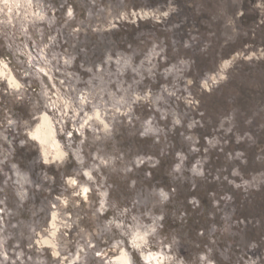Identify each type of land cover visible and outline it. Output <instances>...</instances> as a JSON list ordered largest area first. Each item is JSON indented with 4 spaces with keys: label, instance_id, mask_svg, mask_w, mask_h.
<instances>
[{
    "label": "rangeland",
    "instance_id": "rangeland-1",
    "mask_svg": "<svg viewBox=\"0 0 264 264\" xmlns=\"http://www.w3.org/2000/svg\"><path fill=\"white\" fill-rule=\"evenodd\" d=\"M30 1L0 11V264H264V0Z\"/></svg>",
    "mask_w": 264,
    "mask_h": 264
},
{
    "label": "bare ground",
    "instance_id": "bare-ground-1",
    "mask_svg": "<svg viewBox=\"0 0 264 264\" xmlns=\"http://www.w3.org/2000/svg\"><path fill=\"white\" fill-rule=\"evenodd\" d=\"M30 0H25L26 5H30ZM18 4H20V0H0V11L3 10L4 13L7 16V19L9 22H13V14L16 15L18 11L20 10L18 7ZM27 7V6H26ZM27 11V10H26ZM30 13H33L35 16H41L40 13H34L32 10H28ZM25 11H23V16H25ZM40 66V65H39ZM44 72L49 75L51 78V74H49L45 67L40 66ZM0 78L5 79L8 86L11 89H19L21 86V82L17 80V78L14 76L13 71L9 68L8 64L4 61L0 63ZM1 80V79H0ZM64 99V98H63ZM85 104V100L81 101ZM65 108H68L70 106V101L64 100ZM77 110V109H76ZM94 118L95 120L101 121L104 126L107 125L106 121L102 117V113L99 109H94L93 113H87L86 117L84 119V123L87 122V120ZM30 136L34 138L42 149V154L45 160L49 159H60L64 155L65 151L61 147V144L59 143L57 136H56V128L53 125L52 119L49 116L48 113L42 112L37 118L36 125L30 130ZM90 176V174H88ZM76 184V183H75ZM89 187L87 185L81 186V193L82 196L86 198V194ZM79 190V189H78ZM51 213V221H50V228L52 229L50 231V236L43 238L41 243L47 244V245H54L52 237L55 236V232L57 227L56 218L57 213ZM57 214V215H56ZM138 238L137 241H135L136 245H139L144 239L145 235L138 234L136 236ZM143 243V242H142ZM56 250V249H55ZM56 254V251H54ZM144 261L148 262L149 264H162L161 258L162 256H158L157 252H149V253H142ZM114 264H131L130 255L126 251V249H122L119 255L115 256L113 258Z\"/></svg>",
    "mask_w": 264,
    "mask_h": 264
}]
</instances>
